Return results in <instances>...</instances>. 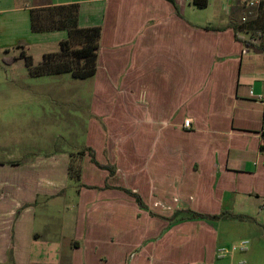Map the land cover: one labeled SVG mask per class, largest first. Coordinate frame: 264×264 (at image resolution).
<instances>
[{
    "label": "crops",
    "instance_id": "obj_1",
    "mask_svg": "<svg viewBox=\"0 0 264 264\" xmlns=\"http://www.w3.org/2000/svg\"><path fill=\"white\" fill-rule=\"evenodd\" d=\"M249 1L0 0V53L16 46L5 59L28 73L22 51L38 66L69 39L34 33L33 11L77 4L79 27L101 28L80 150L115 169L86 154L80 188L66 154L0 163V264L242 262L214 222L188 218L264 202V0Z\"/></svg>",
    "mask_w": 264,
    "mask_h": 264
},
{
    "label": "rangeland",
    "instance_id": "obj_2",
    "mask_svg": "<svg viewBox=\"0 0 264 264\" xmlns=\"http://www.w3.org/2000/svg\"><path fill=\"white\" fill-rule=\"evenodd\" d=\"M258 36L264 37V30ZM17 49L9 46L0 53V163L30 164L62 154L78 162L89 121L90 82L71 74L31 77L11 57L5 59L4 51L13 56ZM32 53L40 55L36 48ZM241 210L233 215L242 216L211 221L224 244L249 242L247 252H236L240 261L264 264V202Z\"/></svg>",
    "mask_w": 264,
    "mask_h": 264
},
{
    "label": "trees",
    "instance_id": "obj_3",
    "mask_svg": "<svg viewBox=\"0 0 264 264\" xmlns=\"http://www.w3.org/2000/svg\"><path fill=\"white\" fill-rule=\"evenodd\" d=\"M192 3L199 9L208 7L209 0H192ZM32 31L34 33H45L54 31H67L69 39L60 44L59 53L45 55L40 65L35 66L30 56L22 51L20 57L24 58L31 77H42L52 75L71 74L74 79L88 80L95 77L97 72V61L100 52L101 28L79 27V5H68L59 7H47L33 11L32 14ZM235 35L249 33L251 25L243 23L233 28ZM247 43H252L249 40ZM88 154L94 165L100 169L109 171L110 175L115 174V169L109 165H101L97 162L95 152L92 149L84 148L78 157V162L71 160L69 165V178L77 183H81L82 171L81 161ZM73 157V156H71ZM79 187H84L79 185ZM135 199L141 209H146L142 199L137 194L123 190ZM224 214V213H223ZM222 214V215H223ZM219 216H209L199 213L190 212L189 220H219ZM232 217H239L230 214ZM186 219H172L170 223L184 221Z\"/></svg>",
    "mask_w": 264,
    "mask_h": 264
},
{
    "label": "built area",
    "instance_id": "obj_4",
    "mask_svg": "<svg viewBox=\"0 0 264 264\" xmlns=\"http://www.w3.org/2000/svg\"><path fill=\"white\" fill-rule=\"evenodd\" d=\"M186 1L192 2V0H186ZM260 3H261V0H250L249 1V7L250 8H254V7L258 6ZM243 21H245V19ZM189 126H190V121L189 120H186L185 123H184V127L185 128H189ZM248 245H249V242L248 241H243V242L240 243V245L238 247H232L231 248V252L232 253H236V252L245 253V252H247ZM227 252H228V250H226L225 248H223L220 251L221 255H223V256ZM240 264H246V263L244 261H242Z\"/></svg>",
    "mask_w": 264,
    "mask_h": 264
}]
</instances>
